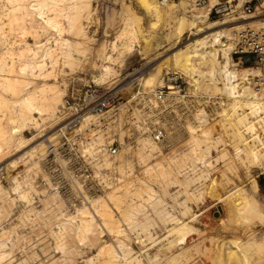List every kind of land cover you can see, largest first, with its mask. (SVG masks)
<instances>
[{
  "label": "rangeland",
  "instance_id": "rangeland-1",
  "mask_svg": "<svg viewBox=\"0 0 264 264\" xmlns=\"http://www.w3.org/2000/svg\"><path fill=\"white\" fill-rule=\"evenodd\" d=\"M148 1L0 0V161H12L0 181V264H264V147L255 138L264 142V107L259 117L232 109L207 69L189 71L174 54L193 51L222 22H264V0L243 19L209 15L191 0L150 15ZM173 72L186 96L158 99ZM89 85L118 94L120 122L87 146L100 155L111 136L119 149L91 173L101 191L68 209L41 185L40 157L69 116L65 100ZM50 89L59 96L54 114L41 101ZM28 94L32 107L22 102ZM182 107L185 132L155 114ZM155 122L168 124V146L143 132Z\"/></svg>",
  "mask_w": 264,
  "mask_h": 264
},
{
  "label": "built area",
  "instance_id": "built-area-1",
  "mask_svg": "<svg viewBox=\"0 0 264 264\" xmlns=\"http://www.w3.org/2000/svg\"><path fill=\"white\" fill-rule=\"evenodd\" d=\"M170 1L174 0H159L161 5ZM209 1L194 0L193 2L198 7H204L209 4ZM234 1L236 0H217L209 7V15L221 17L236 13L233 9ZM260 3L261 0H243L239 7L243 15L240 16L252 15ZM228 42L231 46L232 59L239 66L250 64V67L258 71V74L253 77L252 86L258 93L264 95V26L246 22L232 31ZM165 83L158 89V99H162L171 91H177L179 96H186L187 86L182 74L167 73ZM116 103H118L116 92L102 90L95 85H89L73 104L65 100L69 116L65 124L60 127L55 142L45 147L39 165L41 173H43L40 180L41 185L47 191L62 197L67 208L68 206L73 207L76 203L88 201L89 198L101 191V183H94L91 173H99L94 169H98L96 163L99 164L103 159L99 156V151L95 150L97 146L93 149L92 146L88 147V143L99 133L106 135L107 131L115 126V123L119 124L120 116ZM146 107L148 106L141 104L142 109H148ZM181 109L182 112L177 108L155 114L165 122L177 120L180 125L181 122L183 125L184 118L182 116L185 115V107ZM87 117H91V120L84 130L80 129ZM155 123L156 126L152 127V130L144 129L143 132H148L149 136L157 143L168 146L169 142H166L165 139L167 136L165 125L168 124ZM146 125L147 123L144 122L142 127L146 128ZM182 125L180 128L185 132ZM170 127L174 126L170 125ZM90 132L93 134L92 137L88 135ZM154 133L156 134L154 135ZM105 145L111 155L116 154L119 149L117 140L111 136L106 138ZM3 177L4 173L0 174V181Z\"/></svg>",
  "mask_w": 264,
  "mask_h": 264
},
{
  "label": "bare ground",
  "instance_id": "bare-ground-1",
  "mask_svg": "<svg viewBox=\"0 0 264 264\" xmlns=\"http://www.w3.org/2000/svg\"><path fill=\"white\" fill-rule=\"evenodd\" d=\"M193 1L194 0H191V2H192L194 7L202 8V7L196 6ZM210 1H209V4L207 6H204V7H208V10H209V7L212 6L215 3L214 2L212 5H210ZM242 3H241V5H242ZM261 3H262V0H261ZM261 3H260V5H261ZM144 4H145L144 6H145L147 12L150 15H157V16L161 15V13L163 15H164V13L166 14L167 10H170L171 7H172V2H170V3L168 2L165 5H161L159 0H152V2L148 1V2H145ZM241 5L239 7H241ZM260 5H258V7ZM236 6H237V4L234 3L233 4L234 11H236V13H238L239 15H243L241 9L239 7H236ZM233 14H235V13H233ZM233 14L225 15V16H221V17H230ZM241 17H242V19L244 18V16H241ZM190 21H192V25L196 24L195 20H190ZM248 21H249L248 23H250V24H254V23H256L257 25L264 24V22H262L260 20H251V21L248 20ZM184 22H185V20L181 18L180 21H179V24L177 25V29L178 28L182 29L180 26L182 24H184ZM242 24H243L242 22L241 23H239V22L238 23L222 22V26L219 29H217V30H213V32L209 34L210 36L207 35V36H203V37H200V38L196 39L195 40L196 45L194 46L195 49L193 51L189 52L186 49L182 48V49H179L177 52H175L174 53L175 55H176V53H178L177 56H175V58H176L175 60H178L179 56H183V58H185V61H184L185 63L184 64H186L187 65V69L189 71H192V72H194V69L196 68V66H198L199 68L201 67V68L207 69L209 71V73H210V76L216 78V80H217V85L216 86L218 87L219 90H221L223 93L226 94L227 100L229 102L228 105H230V107L232 109L234 108V110H236L235 109V105H237L239 108L247 109L248 112L251 113V115H256V117H259V115L263 111L264 101H260V97L258 96V94L262 97L263 100H264V95L262 93H258L252 86L253 77H255L258 74V71L255 68L250 67V66H246V67L245 66H240L239 67V65L237 63L233 62L234 59H232V56H231V46H230V44L228 42L232 31L235 30L236 28H239ZM200 27L201 26H199V28ZM180 29H179V31H180ZM208 37H211V38L208 39ZM218 44L221 45L222 58H223L222 62H219L218 58H217L218 48L216 46ZM199 49H204V50L200 52ZM205 62H206V64H205ZM215 63H218V65H215ZM33 64H35V63L33 62ZM36 64H38V63H36ZM29 65H31V64H29ZM204 66H206V67H204ZM35 67H36V65H35ZM50 90L52 91V93L50 95H47L45 98H43L44 97L43 96L42 97L43 99H41V101H42L43 105L46 104L47 106H49L50 107V111L52 112V114H54V108L53 107H54L56 101L58 100L59 96H58L57 92L53 91V89H50ZM173 95H175V94H173ZM176 96L178 98L182 97V96H179V93L177 95H175L174 98ZM156 97L158 98L157 94H156ZM170 97H172V96H170ZM166 98H167V95H165L163 97V99H166ZM35 101H36V98L34 96L30 95V94L25 95L22 98V102L25 103V105L28 106V107L34 106V102ZM49 102H52L53 104L50 105ZM180 105H178V106H180ZM43 110H45V109H43ZM263 114H264V112H263ZM224 115H227V114H224ZM90 118L91 117H87L86 118L85 122L81 125L80 129H83V130L85 129V127L88 125V122L91 120ZM242 119L243 120H247L248 116H244ZM238 121H239V119H238ZM111 129H112V127L107 132H109ZM248 129H250V131H255V129H256L255 124L254 123L252 124V122H250V124L248 126ZM17 131H19L17 129V127L16 128L14 127L11 132L15 133ZM155 134L156 133H154V135ZM88 135H90V137L93 136V134L91 132ZM263 135H264V133H263ZM240 137L242 138V136H240ZM255 138L258 139L261 142V144L263 145V147H264V142L261 140L260 136L256 135ZM145 140H147L149 142V144L152 143V146L155 145L154 142H150L148 139H145ZM91 142H92V140L89 143H91ZM50 143H52V142L48 141L46 143V147ZM89 143H88V145H89ZM144 143H146V142H144ZM145 145L146 144H144V147H145ZM103 149L105 150L104 153H100V155H99L101 158L103 157V155L105 153L107 155L108 154L111 155V153L107 150L106 147H103ZM255 154H256V152L253 151V155H255ZM106 157H105V159H106L105 160V165H109L111 163L112 159L110 157H108V156H106ZM11 163H12V161H9V162H3V161L1 162L0 161V164H3V165L0 166V174L5 173V170H7L10 167ZM96 164H98V163H96ZM255 185L257 186L256 183H255ZM1 188H2V185L0 184V190H1ZM109 197H111V196H109ZM245 200H247V199L244 198L243 202H245ZM96 202L100 205L99 208H101V209H102V207L107 206L106 205V201L102 197L96 198L95 203ZM245 203L247 204L248 201L245 202ZM255 203L256 202H253L254 205L252 203H251V205L254 207ZM91 204L93 205L94 203H90L88 205H91ZM241 204L242 203H240V205ZM92 205H91V207H92ZM242 205H244V203ZM247 205L249 206V203ZM244 207H245V205H244ZM107 208H108V206H107ZM86 209L87 208L78 209V213L81 214V213L85 212ZM104 209H105V207H104ZM94 210H96V212H98L99 209L98 208L97 209L94 208ZM96 212L94 211V213H96ZM107 214H108V212H107ZM108 215H107L108 217H110V218L112 217L111 214H108ZM181 236H183V235H181ZM184 237H186V236H184ZM252 243H254V242H252ZM257 245L261 246V244L260 245L257 244Z\"/></svg>",
  "mask_w": 264,
  "mask_h": 264
},
{
  "label": "trees",
  "instance_id": "trees-1",
  "mask_svg": "<svg viewBox=\"0 0 264 264\" xmlns=\"http://www.w3.org/2000/svg\"><path fill=\"white\" fill-rule=\"evenodd\" d=\"M258 182H259V184L261 185V180H259Z\"/></svg>",
  "mask_w": 264,
  "mask_h": 264
}]
</instances>
